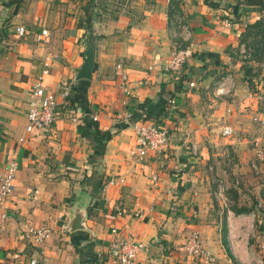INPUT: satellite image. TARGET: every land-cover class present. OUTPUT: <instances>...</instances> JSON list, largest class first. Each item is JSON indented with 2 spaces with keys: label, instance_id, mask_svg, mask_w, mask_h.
I'll use <instances>...</instances> for the list:
<instances>
[{
  "label": "crops",
  "instance_id": "1",
  "mask_svg": "<svg viewBox=\"0 0 264 264\" xmlns=\"http://www.w3.org/2000/svg\"><path fill=\"white\" fill-rule=\"evenodd\" d=\"M169 1L0 0V176L11 154L16 169L2 204L0 264H116L121 239L143 245L132 264H263L255 242L264 217L253 207L261 186L251 173L252 162L264 173L263 70L238 65L242 24L230 22L226 0L171 1L188 21L194 53L178 75L162 69L174 31ZM89 24L90 76L74 79ZM16 25L25 34L15 36ZM40 28L48 30L45 44L33 38ZM46 53L42 82L55 94L59 115L46 135L26 134V100ZM117 62L125 68L128 94L113 76ZM225 73L235 89L218 96L216 81ZM63 90L68 101L61 104ZM123 113L129 122L164 126V147L132 161L127 152L134 133ZM224 125L232 135H221ZM120 176L121 183L100 189L104 178ZM216 179L230 193L225 209L213 199ZM76 209L82 228L68 230ZM41 224L50 234L27 244L24 228ZM191 231L206 258L182 251Z\"/></svg>",
  "mask_w": 264,
  "mask_h": 264
},
{
  "label": "built area",
  "instance_id": "2",
  "mask_svg": "<svg viewBox=\"0 0 264 264\" xmlns=\"http://www.w3.org/2000/svg\"><path fill=\"white\" fill-rule=\"evenodd\" d=\"M170 0V11L167 13V21L173 27V38L170 44V49L168 55L165 57L162 63V69L167 70L171 74L178 75L181 71L183 64L190 59L193 55V40L191 36V31L188 25V21L180 11L171 5ZM223 24L227 25V20L223 19ZM15 36H22L25 34V29L21 25H16L12 29ZM48 30L45 28H40L34 32L33 38L41 43L45 44L48 40ZM250 51L249 47H245L240 44L238 47V55L245 59L249 58ZM49 53L43 56L40 68L35 74L32 84L29 89L28 99L26 100V111H25V122H24V132L26 134H38L41 136L46 135L53 127L54 119L59 115V110L55 102V94L47 90L43 85V78L48 72V58ZM113 76L118 81V87L125 93H129V83L126 80L125 68L120 63L117 62L113 65ZM246 79V78H245ZM253 79L249 77L247 79V85L249 87L254 85ZM235 80L232 78L230 73H225L217 78L214 93L218 96L230 95L235 89ZM188 86L192 87L193 82L189 81ZM252 93L251 90L248 91V95ZM255 94V93H254ZM66 90L62 91L61 104L66 103ZM256 96H261L260 93H256ZM129 114L123 113L121 115V120L124 124L129 125L134 133V143L131 148L128 149L127 155L134 162H140L146 152L159 151L161 150L165 143L168 141V133L164 126L160 124H155L151 122H146L142 120H137L133 122L128 121ZM94 119V116H92ZM129 122V123H128ZM220 133L222 136L232 135V129L228 125H224ZM24 142V136L18 138V143ZM262 152L260 149L255 150V158L257 160L262 159ZM231 164V158L228 154H223V165L229 167ZM251 167L255 173H258V167L251 163ZM3 173L0 176V228H2L4 222L6 221V212L3 209V202L8 198L11 193L12 186L14 185L15 178V164L14 156L11 154L4 163ZM123 177H108L104 178L101 182L100 189L105 186L113 185L116 183H121ZM215 187L213 189L212 195L216 205L225 209L228 205V196L226 193V186L221 179L215 180ZM255 209H258L264 217V187L261 188V197L256 199L254 203ZM117 214H121L120 210H116ZM113 231V230H111ZM264 231L261 233V237L255 243V248L261 253H264ZM50 234V229L46 224H41L37 226H27L22 232V238L29 245L40 244L47 236ZM116 247V264H132L136 253L143 248V245L139 242H133L129 240L118 241L115 245ZM181 249L184 253L193 257L206 258L207 253L204 251L200 244L199 236L197 232H189L182 244ZM29 264H35V260L31 259Z\"/></svg>",
  "mask_w": 264,
  "mask_h": 264
},
{
  "label": "trees",
  "instance_id": "3",
  "mask_svg": "<svg viewBox=\"0 0 264 264\" xmlns=\"http://www.w3.org/2000/svg\"><path fill=\"white\" fill-rule=\"evenodd\" d=\"M227 5L226 7H228ZM240 6H244L245 9H243V11H246V12H248L249 10H255V9L256 11L260 12L264 9V0H241V1L235 0V3L231 5L230 7H228L230 8L229 12L231 13L230 14L231 18L229 19L231 23L241 24L240 17L242 14V9H240ZM85 20L88 22L89 16H87ZM238 43L243 44L247 48L249 46V43H251L253 46V49L256 48V51L258 50L264 51V15H259L253 20L248 21V23L242 24L241 31L238 33ZM249 77L245 76V78L247 79ZM65 100L68 101L67 97ZM95 132L97 134L101 133L104 137H108V133L106 132H102V131H99V132L95 131ZM263 264H264V257H263Z\"/></svg>",
  "mask_w": 264,
  "mask_h": 264
},
{
  "label": "rangeland",
  "instance_id": "4",
  "mask_svg": "<svg viewBox=\"0 0 264 264\" xmlns=\"http://www.w3.org/2000/svg\"><path fill=\"white\" fill-rule=\"evenodd\" d=\"M238 1H241V0H238ZM226 2H229V3H227L228 5V7H230L231 5H233L234 3H235V0H226ZM228 7H225L227 10V15H229V19L231 18V13L229 12V10H230V8H228ZM240 9H242V14H241V24H244V23H248V21H251V20H253L254 18H256V17H258L259 15H264V9L262 10V11H256V9L255 10H249L248 12H246V11H243V9H245V7L244 6H240ZM248 9V8H247ZM255 15H256V17H255ZM254 16V17H253ZM249 51H250V56H249V58H245V59H243V58H241L238 54V61H239V66H243V65H252V67H254L253 65H255L256 67H258V68H260V69H262L263 70V75H264V51H256V48L255 49H253V46H252V44L251 43H249ZM255 51V52H254ZM254 71L251 69V73L249 74L250 76H251V74L253 73ZM248 75V76H249ZM248 76H246V77H248ZM245 77V76H244ZM247 79V78H246ZM262 100H264V97H263V99ZM252 173V175L255 177V178H257L256 180L258 181L259 180V184H260V186L261 187H258V188H262V187H264V173H262L261 171H260V173H258V174H254V172L252 171L251 172ZM260 178V179H259ZM258 190V189H257ZM229 193V192H228ZM228 193H227V195H228ZM230 194V193H229ZM230 196V195H229ZM251 199H253L254 200V198L253 197H251ZM262 233V232H261ZM263 234H264V232H263ZM257 242V241H256ZM255 242V243H256ZM261 255H262V257H264V253H261Z\"/></svg>",
  "mask_w": 264,
  "mask_h": 264
},
{
  "label": "water",
  "instance_id": "5",
  "mask_svg": "<svg viewBox=\"0 0 264 264\" xmlns=\"http://www.w3.org/2000/svg\"><path fill=\"white\" fill-rule=\"evenodd\" d=\"M91 31V24H89L83 37V55L81 56L79 65L76 69H74V79H88L90 76L93 56V38H91ZM81 217V212L76 209L71 221L68 224V230L78 229V227L82 228V224L80 222Z\"/></svg>",
  "mask_w": 264,
  "mask_h": 264
}]
</instances>
